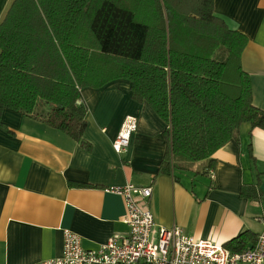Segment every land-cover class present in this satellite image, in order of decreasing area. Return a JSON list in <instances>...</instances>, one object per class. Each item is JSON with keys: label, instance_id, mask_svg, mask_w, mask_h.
Returning a JSON list of instances; mask_svg holds the SVG:
<instances>
[{"label": "crops", "instance_id": "0c3cea01", "mask_svg": "<svg viewBox=\"0 0 264 264\" xmlns=\"http://www.w3.org/2000/svg\"><path fill=\"white\" fill-rule=\"evenodd\" d=\"M14 1L0 0V24ZM214 14L246 36L242 67L253 83L254 105L264 109V0H215ZM79 103L88 109L89 151L40 121L10 109L2 114L0 264L61 257L64 230L78 234L88 250L128 234L124 200L109 191L127 184L153 187L157 228L177 227L220 246L264 231V201L241 195L244 187L258 186L264 196V129L244 124L239 140L223 146L207 172L205 163L201 171L193 166L169 175L161 171L167 126L151 106L131 98V82L85 88ZM127 116L138 119V129L118 154L113 144Z\"/></svg>", "mask_w": 264, "mask_h": 264}, {"label": "trees", "instance_id": "16d2710c", "mask_svg": "<svg viewBox=\"0 0 264 264\" xmlns=\"http://www.w3.org/2000/svg\"><path fill=\"white\" fill-rule=\"evenodd\" d=\"M214 1L15 0L0 24V128L10 109L89 151L82 90L122 79L167 126L162 172L213 169L244 124L264 129L242 67L248 40L215 16ZM241 195L264 201L258 186ZM257 239L246 232L224 247L243 253Z\"/></svg>", "mask_w": 264, "mask_h": 264}, {"label": "built area", "instance_id": "2783aa9c", "mask_svg": "<svg viewBox=\"0 0 264 264\" xmlns=\"http://www.w3.org/2000/svg\"><path fill=\"white\" fill-rule=\"evenodd\" d=\"M137 129L138 119L127 116L113 144L116 153L128 150ZM109 191L124 200L128 234L88 250L78 234L64 230L62 256L41 264H264V231L248 250L231 253L224 246L188 236L180 228H157L150 208L152 186L127 184Z\"/></svg>", "mask_w": 264, "mask_h": 264}, {"label": "rangeland", "instance_id": "374dc122", "mask_svg": "<svg viewBox=\"0 0 264 264\" xmlns=\"http://www.w3.org/2000/svg\"><path fill=\"white\" fill-rule=\"evenodd\" d=\"M205 162H200V163H197L195 166H196V171H201V168H204V165Z\"/></svg>", "mask_w": 264, "mask_h": 264}]
</instances>
